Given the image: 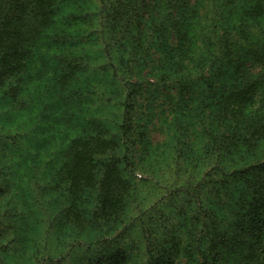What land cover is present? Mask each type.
<instances>
[{
    "label": "rangeland",
    "instance_id": "obj_1",
    "mask_svg": "<svg viewBox=\"0 0 264 264\" xmlns=\"http://www.w3.org/2000/svg\"><path fill=\"white\" fill-rule=\"evenodd\" d=\"M128 1L129 11L137 12L134 23L126 27L124 40L111 47L122 85L102 75L101 85H62L67 94L83 96L81 123L75 115L63 119L58 105L63 96L53 91L43 96L44 85H38L49 78L50 88L56 80L67 84L65 75L33 73L24 80L19 55L9 53L1 62L0 264H36L49 248L60 249L57 234L62 230L88 226L100 232L116 228L111 236L122 242L107 261L108 252L96 250L101 263L95 258L93 264H141L144 248L136 229L121 231L138 216L158 225L148 227L154 264H200L199 251L208 238L214 264L256 262L245 252L231 255L227 237L240 203L248 202V190L264 185V167H259L264 133L254 135L251 129L262 118L264 101L259 95L250 99L249 92L240 106L235 103L247 82L244 73L264 71V0H230L216 17L221 41L206 40L199 20L188 25L192 5L207 0ZM6 2L0 0V10ZM200 9L206 12L202 4ZM25 24L23 15L12 23V41ZM128 91L130 163L129 169L118 164L123 189L111 194L105 191L110 170L103 165L123 158L116 129ZM73 108L80 116V109ZM83 119L93 122L85 125ZM84 128L94 134L105 128L112 135L91 139L103 150L91 156L89 170L81 149L93 146L79 136ZM237 169L244 171L233 173ZM65 209L74 217L64 215ZM90 209L105 213L89 221ZM76 257L74 264L80 261Z\"/></svg>",
    "mask_w": 264,
    "mask_h": 264
},
{
    "label": "trees",
    "instance_id": "obj_2",
    "mask_svg": "<svg viewBox=\"0 0 264 264\" xmlns=\"http://www.w3.org/2000/svg\"><path fill=\"white\" fill-rule=\"evenodd\" d=\"M208 2L205 4L202 3H194L193 6V14L190 16V22L188 25L193 26L196 20L200 21L202 26V33L206 40H213V38H217L221 41V35L217 34L218 25V15H222L225 11L223 8L225 5L230 3V0H207ZM20 2V1H19ZM17 0H7L6 6H3L0 10V65L3 59L9 53H15L19 55V62L26 67L25 70V79L29 80L33 73L34 75L41 74V70H43L42 66L48 63V60L41 57V53L44 49L47 48L48 45L56 46L55 41H50V37H55L59 32L60 35L66 31V28L63 30L60 27L62 26V22L60 18L64 16H69L72 13L81 12L82 10H87L91 16L99 15L105 13L106 19L109 24L106 26L107 33L109 32L108 42L104 44L105 51V63L98 65H91L89 63H73L69 60L59 59V61L65 62V69L62 71L60 75H65L66 83L71 81V83L79 82V78H84L86 80L91 73L98 72V69L101 71L104 69L103 65L108 69H106V74L103 76L108 79V82L111 84L113 81L116 85H122L121 77L118 76V73L115 71V66L112 63L111 56V47L115 42H121L124 40L126 27L132 23H134V16L137 12L133 11L131 13L128 9L129 1L128 0H21L22 6H17L15 8V4ZM201 4L204 7L205 13H201ZM24 8V11H21V8ZM21 15H23V19L25 20L26 29H24L23 34L17 38V41H12L11 38L14 35V29L12 28V23L17 22ZM77 17V16H76ZM198 21V23H199ZM57 27V28H54ZM53 27V28H52ZM113 27L118 28L113 33ZM89 31L87 34H90ZM6 36V37H5ZM7 38V39H6ZM50 43V44H49ZM257 44V42H256ZM110 51V53H109ZM262 58V57H261ZM47 61V63L44 62ZM11 64V63H10ZM1 66H0V74H1ZM37 73V74H36ZM71 76V79L70 77ZM36 77V76H35ZM244 79H246L245 86L238 93L235 103L237 106L242 104V100H244L249 92H251L249 98L252 99L257 95L260 96V99L264 101V71L261 73H244ZM49 78V77H48ZM52 78H49L44 83H39L43 90V96L51 94V91L58 92L60 96L63 98L59 99L58 105L62 118L65 116L71 117V115H75L78 117V121L81 123L80 118L84 117V110L81 108V101L83 96H79L77 98L74 94H67L65 88L62 86L63 83L60 81H55V85L50 88L52 85ZM104 80V78H103ZM48 85V86H45ZM248 85H257L254 88L250 89ZM258 89L262 90V94L256 92ZM130 91L125 95L123 110H122V118L117 123L116 135L121 138L123 149V158L122 160H118L117 163L110 162L108 165H103L105 168H109L110 181L106 184L105 191L108 193L117 194V189H123L121 186V180L117 179L119 169L118 164L123 163L125 167L129 169L130 157L129 150L130 144L129 141L132 138V121L130 115ZM79 104L76 105V104ZM78 107L80 109V116L75 108ZM261 108V116L262 118L257 120V122L253 123L251 126L252 133L254 135L264 133V104ZM66 110V111H65ZM258 112V110L256 111ZM58 114V113H55ZM85 118V117H84ZM83 124L89 125V122H93L92 120L83 119ZM259 123V125H257ZM91 126H93L91 124ZM85 131V132H84ZM79 133L80 137L89 138L91 141L92 138L103 137L108 138L111 137V130L107 131L105 128L96 130L97 134L89 132L90 130H86ZM255 136H250L253 138ZM90 147L88 145L82 146V153L85 160L86 169H90L91 156L96 153H100L103 150L102 144L98 140H92ZM116 165V167H115ZM264 167V162L262 164ZM258 166L250 165L247 168H255ZM243 169H237L233 171V173L243 172ZM252 185V184H251ZM112 187V189L110 188ZM199 190H202V186L198 187ZM264 185L262 188L253 185L251 190H248V194L250 197L248 198V202H241L236 213L235 219L233 220L234 228L231 231V236L227 237L229 239V243L232 244L231 251L229 252L231 255L241 254L245 252L246 258L252 257L256 262L254 264H264ZM104 191V193H106ZM71 206V204H70ZM91 213V218L89 221H93L99 219L105 212H100L97 209L88 210ZM64 215L69 217L70 219L74 217L73 213L70 212V209L64 210ZM131 221V222H130ZM158 226L155 225L154 222L148 220L143 216L133 217L129 220V223L125 226L124 231H131V229H136L137 234L139 236V240L144 248V259L141 264H154V259L156 253L152 250V241L150 239L151 233L148 227ZM116 230V228H109V230L98 231L97 228L94 227H85L84 230L78 227H71L68 232L62 230V232L58 233L57 244L61 246L60 249L49 248L46 253H44L40 258H37L34 262H38L36 264H50L54 260H58V262L63 264H74V256L77 254L75 261H78L77 264H93V259L96 258V250H105L106 255L103 259H112L113 258V249H118L117 244L122 243L119 242L118 235L111 236V234ZM49 235V234H47ZM210 233H207V236ZM127 236V234L125 235ZM49 241L48 238H45ZM227 241V240H225ZM211 238H208L205 243L204 251H199L201 256L200 264H214L215 261V253H213L214 247L212 245ZM125 245V244H124ZM123 245V246H124ZM218 251V249H216ZM118 251V250H116ZM216 251V252H217ZM208 255V256H206ZM207 257H210L207 261ZM102 258V257H101ZM97 259V258H96ZM40 260V261H39ZM96 263H101L100 259H97ZM159 264V263H157Z\"/></svg>",
    "mask_w": 264,
    "mask_h": 264
},
{
    "label": "crops",
    "instance_id": "obj_3",
    "mask_svg": "<svg viewBox=\"0 0 264 264\" xmlns=\"http://www.w3.org/2000/svg\"><path fill=\"white\" fill-rule=\"evenodd\" d=\"M60 20L67 31L63 35H60L61 33L59 32L55 37L49 38L50 41H55L56 46L48 45L41 53V57L48 60L45 67L42 66L41 75L63 73L62 71H64L66 65L64 61H59V59L69 60L73 63H89L91 65L105 63L104 44L108 42L110 37L109 32H106L108 29L106 26L109 22L105 13L103 16L101 14L91 16L87 10H82L81 12L64 16ZM80 25L85 28H80ZM89 31L91 33L87 34ZM103 67L102 71L98 69V72L92 73L84 82L71 83L70 81L63 85H101L100 75H105L107 69L104 65Z\"/></svg>",
    "mask_w": 264,
    "mask_h": 264
}]
</instances>
